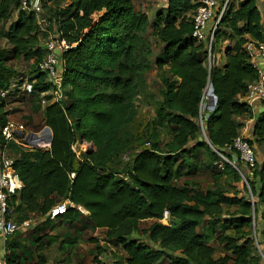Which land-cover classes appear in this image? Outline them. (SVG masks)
Returning <instances> with one entry per match:
<instances>
[{
	"label": "trees",
	"instance_id": "obj_1",
	"mask_svg": "<svg viewBox=\"0 0 264 264\" xmlns=\"http://www.w3.org/2000/svg\"><path fill=\"white\" fill-rule=\"evenodd\" d=\"M51 1L55 10L45 11L46 1L41 0L48 30L75 45L60 56L63 100L43 110V124L52 133L49 147L24 151L0 132V151H13V170L22 183L11 199L14 220L42 219L6 239L7 264H47L45 252L55 246L69 254L78 230L63 237L46 226L77 222L76 208L48 218L65 201L86 210L87 216L79 214L84 225L103 230L105 240L120 247L121 254L110 256L112 264H264V161L248 168L251 177L243 175L246 184L239 191L235 184L244 182L243 177L207 144L226 150L239 137L238 119L251 117V106L241 98L256 72L244 45L264 43V8L257 0H242L237 7L231 2L211 45V53L220 54L228 42L223 65L213 59L207 66L205 43L191 36L197 0H168L153 20L136 12L133 0ZM61 1L68 3L60 8ZM148 29L161 46L152 60ZM46 40L35 16L20 10V0H0V93L8 91L0 95V131L11 114L7 105L50 89L37 69ZM153 68L159 79L156 92L147 81ZM24 78L34 81L30 94L18 92ZM209 82L217 99L213 111L203 109ZM138 104L154 108L155 116L143 131L136 130ZM254 137L264 144V113L256 118ZM79 140L93 150L77 156L71 147ZM126 155L129 163L113 167ZM222 155L228 160L236 156L240 170L237 152ZM203 157L209 159L206 166ZM203 168L211 174L212 187L201 190L193 181L180 183L181 175L192 177ZM224 177L235 183L230 189L219 182ZM164 211L166 224L161 223ZM206 218L223 229L215 233L218 257L198 232ZM145 221L151 223L141 227Z\"/></svg>",
	"mask_w": 264,
	"mask_h": 264
},
{
	"label": "built area",
	"instance_id": "obj_2",
	"mask_svg": "<svg viewBox=\"0 0 264 264\" xmlns=\"http://www.w3.org/2000/svg\"><path fill=\"white\" fill-rule=\"evenodd\" d=\"M162 1L167 3L168 0ZM231 2L232 0H197L198 7L192 15L193 30L191 36L196 41L205 43L209 56H211V45L218 23L229 8ZM20 10L33 14L40 30L47 34V40L43 43L46 54L37 65L38 71L45 75V82L50 85L48 91L39 95V102L42 107L45 108L50 104L63 100L61 88L63 66L60 56L75 44H68L65 39L59 38L55 31L48 30V22L43 16L44 12L41 0H20ZM244 49L251 58V65L256 72V79L248 84L246 94L241 100L247 102L250 106L253 103H260L264 108V43L254 44L248 42L244 45ZM56 52H59V55H57ZM33 83L34 81H29L27 78H24L21 85L18 87V92L30 94L33 91ZM10 89L13 91L12 88ZM7 92L8 91H2L0 93L1 97H5ZM204 105L207 109L214 110L215 108V106L211 104H209V106L207 104H203V106ZM0 132L7 143L12 142L24 151L45 150L50 145L46 140V135L40 137L39 145L34 146L25 142L24 136L32 132L22 131L9 122ZM19 133H22L23 137L19 136ZM77 146H79L78 153L75 150ZM146 146H148V143ZM88 147L90 146L86 141L81 140L75 142L71 148L76 155L79 156L81 152H86ZM225 151L237 152L241 162L246 167H254L256 159L253 148L240 136L235 138L233 143L227 146L226 150L223 149V152ZM223 152L217 150L216 154L226 162L228 159L222 155ZM218 166L221 168L222 165L219 164ZM235 166L237 167V164ZM244 183L246 184L245 180ZM21 188L22 183L13 170V160L7 158L0 151V239L3 240L2 245H0V264H7L5 259L6 239L11 237L18 230L31 227L35 224L32 219H28L22 223H17L14 220V206L11 203V199ZM16 204L17 203H14V205ZM69 208H76L83 215L88 214L83 208L79 206L76 207L71 202L65 201L53 207L47 216L50 220H54L58 215L65 214ZM167 218L168 212L164 211L161 222L166 224ZM261 231L264 233V227ZM96 258L97 263L95 264H105V254H99Z\"/></svg>",
	"mask_w": 264,
	"mask_h": 264
},
{
	"label": "rangeland",
	"instance_id": "obj_3",
	"mask_svg": "<svg viewBox=\"0 0 264 264\" xmlns=\"http://www.w3.org/2000/svg\"><path fill=\"white\" fill-rule=\"evenodd\" d=\"M46 6L48 8H52L55 10L56 4L51 0H45ZM241 0H232L234 7H237ZM68 1H61L58 3L60 8H63ZM258 3V2H257ZM134 9L136 12H141L149 18V20H153L154 14L166 6V3L162 0H133ZM259 7L261 9L264 8V1H259L258 3ZM48 14V13H47ZM146 36L151 42V50H152V57L151 60L154 59L159 55V52L161 50V46L158 44L157 40L150 36V29L146 31ZM228 46V42L225 41L222 44L221 52L220 54H212L211 56L207 55L204 62L205 65L209 66L212 63L213 59L218 60V56H222L224 48ZM221 64V63H220ZM19 70L23 69V65L21 63H16L15 65ZM27 71V70H26ZM147 81L149 84V87L152 92H156L157 88L159 87V79L157 76L156 69H152L149 74L147 75ZM203 103L211 104V100L209 97L205 96L203 99ZM6 110L11 111V114L8 116V122L13 124L15 127L22 131L26 132H34L39 133L43 130L45 127L43 124V110L44 107L39 102V97L36 95H32L29 97H25L23 102H13L7 105ZM138 115H137V124H136V130L137 131H143L147 124H149L152 120V118L155 116L154 114V108L152 106L145 107L142 104H138ZM165 131L161 134V142L164 144L167 141V134ZM81 141V140H79ZM80 143V142H79ZM87 143V142H86ZM90 147H88L87 151L92 149L91 144L87 143ZM253 146V145H252ZM260 148H264V145L260 146ZM76 152L79 151V146L75 147ZM256 149L253 147V151L256 154ZM3 155H5L7 158H13L14 153L12 150L5 148L3 150ZM221 154V153H220ZM220 157V156H219ZM256 157V156H255ZM221 158V157H220ZM203 164L206 166L209 164V159L207 157L201 158ZM130 162L129 156H124L115 164L113 167L117 169H122L127 163ZM257 162V161H256ZM219 164H217V167L219 168ZM215 165V164H214ZM198 168L200 166L198 165ZM238 169V168H237ZM243 170L245 173L250 172L249 169L243 164H240V170ZM201 173H197L192 177H187L184 175L180 176V183H183L187 180L193 181L194 184H197L198 187L201 190H206L213 185V181L211 180V174L206 170L205 168L201 169ZM239 170V169H238ZM186 169H183L182 172H185ZM247 171V172H246ZM222 182V185L225 188L230 189L229 186L234 185L235 183L232 182L229 178H223L219 181ZM244 186V182H241L239 184H235V187L237 190L242 191ZM247 198L249 197L251 199V194L245 195ZM252 200H254L252 198ZM80 214V213H79ZM77 215L76 217V223L74 225H69L68 223H61L60 225L56 222H48L46 224L47 229L50 227L52 232L55 234H60V236H68L75 234L76 229L78 230V234L76 235V242L74 243V247L70 250L69 254H63L56 250V246L48 249L45 254L46 258L48 259L47 264H94V257L97 254H105L107 258H105V264H112L111 254L114 253H122L120 247L113 245L112 243H108L105 240V234L103 230H95L90 228L88 225H84L85 220L81 215ZM18 218H22L21 215L18 216ZM31 219L34 221V223H40L39 220L42 221V219H39L37 217H31ZM164 224V222H161ZM149 223H141V227L147 226ZM31 227L25 228V229H31ZM213 228L216 231H213ZM223 231L222 226L220 223L212 224V221L210 218H206L204 223L198 228V232L206 236L207 243L213 246L216 250L215 257H218L220 255V248L217 246L215 242V236L216 232ZM216 233V234H215ZM227 233H230V231H227ZM24 237V236H22ZM259 235L257 234V238ZM137 238V236H136ZM162 259V258H161ZM160 259V260H161ZM164 260V259H163ZM167 260L162 261L161 264H167Z\"/></svg>",
	"mask_w": 264,
	"mask_h": 264
},
{
	"label": "crops",
	"instance_id": "obj_4",
	"mask_svg": "<svg viewBox=\"0 0 264 264\" xmlns=\"http://www.w3.org/2000/svg\"><path fill=\"white\" fill-rule=\"evenodd\" d=\"M242 1V0H241ZM259 1H264V0H257V2L259 3ZM257 3V5H258ZM259 6V5H258ZM226 49V48H225ZM223 51V54L222 56H218V60L215 59V64L216 65H220L222 66L223 65V60H222V57L225 56L224 53H225V50ZM221 63V64H220ZM205 96L209 97V94L206 93ZM251 108H252V114H251V117L249 118H239L238 119V122L242 123V128L239 132V136L245 140H249L252 142L251 144V147L254 149H256V154H255V159L257 161V163H261L262 161H264V148H260V146L264 145V144H258L256 143L254 140H255V137H254V124L256 123V118L261 114V113H264V108L261 106L260 103H253L251 104ZM253 145V146H252ZM248 168V167H247ZM241 176L243 177V179L245 180L244 176H248L250 175L249 172L245 173L242 169L241 171L239 170ZM244 175V176H243ZM251 177V175H250ZM88 214H86L85 216H87ZM144 223H151V221H145ZM263 240V238H262ZM3 243V240L0 239V245H2ZM99 254H97L96 256H98ZM95 256V257H96ZM107 258V256H106Z\"/></svg>",
	"mask_w": 264,
	"mask_h": 264
},
{
	"label": "water",
	"instance_id": "obj_5",
	"mask_svg": "<svg viewBox=\"0 0 264 264\" xmlns=\"http://www.w3.org/2000/svg\"><path fill=\"white\" fill-rule=\"evenodd\" d=\"M56 54L59 55V52H56ZM224 55H225V53H224ZM206 92L208 94L210 93L209 99L211 100V105L215 106L216 105V102H217V99H216V97H215V95L213 93V87H212V84L210 82L207 84V87L205 88L204 95L206 94ZM205 108H206V106L204 105L203 106V109H205ZM208 110L209 111H212L213 109H209L208 108ZM44 135H46V140L50 144L51 141H52V133H51V130L48 127H46V126L39 133H33L32 132V133H29L28 135L24 136V140H25V142H27V143H29L31 145L36 146V145H39V143H40V137H42ZM19 136L23 137V134L22 133H19ZM202 139L203 138L200 137L198 140L199 141H202ZM207 144L212 149L213 152H215V153L217 152V150L212 146V144L210 142H207ZM90 150H93V148L90 149ZM219 151L220 152H223V149H219ZM226 162L228 164H230L236 171L239 172V170L235 166L237 164V162H238V158L236 156L233 155L231 157V160L230 161L227 160ZM263 258H264V256H263Z\"/></svg>",
	"mask_w": 264,
	"mask_h": 264
},
{
	"label": "bare ground",
	"instance_id": "obj_6",
	"mask_svg": "<svg viewBox=\"0 0 264 264\" xmlns=\"http://www.w3.org/2000/svg\"><path fill=\"white\" fill-rule=\"evenodd\" d=\"M207 93V92H206ZM205 97V96H204ZM209 97H210V93H209Z\"/></svg>",
	"mask_w": 264,
	"mask_h": 264
}]
</instances>
